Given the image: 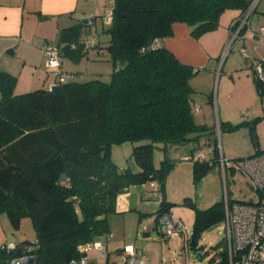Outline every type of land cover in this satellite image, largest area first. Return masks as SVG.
<instances>
[{
    "label": "trees",
    "instance_id": "obj_1",
    "mask_svg": "<svg viewBox=\"0 0 264 264\" xmlns=\"http://www.w3.org/2000/svg\"><path fill=\"white\" fill-rule=\"evenodd\" d=\"M247 5V0H112L108 39L99 43L113 66L109 80L78 81L69 74L51 88L15 93L16 77L0 73V213L15 226L28 216L35 229L32 241H18L11 250L0 245V264H9L30 243L40 264L77 262L85 254L79 245L110 232L108 216L130 185L152 180L163 185L175 162L165 156L156 167L155 147L191 143L194 153L199 133L210 129L193 117L190 79L196 70L157 41L170 36L176 22L186 23L197 38L216 29L224 11ZM84 26L61 29L56 45L62 60L81 53ZM254 77L261 91L264 81ZM125 141L134 144L135 169L112 160V144ZM214 154L218 158L217 147ZM198 160L195 183L212 164ZM225 201L233 202L226 197L198 209L184 198L182 205L194 209L189 247L196 253L201 232L223 221ZM169 208L161 201L157 229L159 215ZM210 261L226 264V248L219 261Z\"/></svg>",
    "mask_w": 264,
    "mask_h": 264
},
{
    "label": "rangeland",
    "instance_id": "obj_2",
    "mask_svg": "<svg viewBox=\"0 0 264 264\" xmlns=\"http://www.w3.org/2000/svg\"><path fill=\"white\" fill-rule=\"evenodd\" d=\"M105 17L104 13L102 16L99 15L94 24L101 42L108 38L105 28L108 27L109 22ZM252 20L256 27L264 26V0H261ZM241 47L247 50V55L240 52ZM94 54H97L96 48L90 49V56ZM254 57L257 60L264 59V45H256L251 35L238 39L224 57L221 53L209 87L205 85L203 92L193 95L194 120L210 129L199 133L194 153L188 152L189 155H193V159H189L188 156L184 159L178 158L177 169L167 177L166 187L167 191L174 194L173 197L180 195L177 202H174V214L180 216L189 238L194 209L182 205L184 198L192 201L198 209L208 208L226 197L233 201H257L259 198L253 180L242 168L245 158L253 155L257 149L264 150V88L261 91L258 89L252 72ZM98 58L95 63H85V61L81 63L83 70L81 78H77L78 81H86L94 77L109 80L111 62L106 60L108 58L106 50L99 53ZM69 64L70 61L66 60L64 68L76 72L75 66L68 68ZM95 67L99 71V76L91 74ZM196 107L200 109L195 110ZM226 121L235 128H228V125L223 123ZM133 145L130 141L112 144L110 150L112 160L122 168L135 169L136 165L131 155ZM215 147L220 150L227 162L224 173L219 156L216 158L214 154ZM154 155L155 166L159 167L164 158V151L155 147ZM202 155L206 163L212 164L199 177L198 183H195L193 162ZM148 211H150L148 216L154 215L153 211ZM151 220V218L143 220L140 230ZM117 225L120 228V225ZM224 232L223 221L202 231L196 240L195 248H199V253H196L180 234L167 237L152 231L149 252H144L146 256L152 257L153 264H211L210 259L216 262L221 259V252L225 249ZM24 239L30 241L35 239V229L31 219L24 216L18 226H15L8 214L1 212L0 245L17 243ZM143 240V236L139 235L136 241L134 239L132 241L137 246L143 247Z\"/></svg>",
    "mask_w": 264,
    "mask_h": 264
},
{
    "label": "crops",
    "instance_id": "obj_3",
    "mask_svg": "<svg viewBox=\"0 0 264 264\" xmlns=\"http://www.w3.org/2000/svg\"><path fill=\"white\" fill-rule=\"evenodd\" d=\"M111 6L112 0H0V73L6 72L16 77L15 93L46 87L53 78L45 65L43 45L48 41L57 44L61 29L81 22L86 25L82 33L83 49L79 55L63 57L62 60V69L70 74L71 79L81 78V63H95L98 61V51L105 50L99 49L101 40L94 24L99 15L111 14ZM238 13L237 9L224 11L219 18L218 27L197 38L190 34L186 23L176 22L172 25L170 36L158 39L159 45L170 50L180 62L196 70L190 79L194 93L203 92V86L209 87L211 84L216 64L228 38V25ZM85 17L87 22L82 21ZM92 48H96L97 54L91 57ZM66 60L70 61L68 68L75 66L76 72L64 68ZM110 67L112 70V64ZM98 72L96 68L91 74L99 76ZM190 144L162 149L164 157L168 156L175 162L167 177L177 169L178 158H187L191 150ZM154 156L153 152V161ZM167 177L163 185L155 180L147 181L131 186L116 198L115 211L108 216L111 238L107 239L104 234L96 238L106 248V256H99L96 250L87 249L86 264H117L121 252L127 247L140 249L147 264H153L152 257L146 256L144 251L149 252L151 232L161 234L157 229L156 218L160 203L163 201L175 211L173 204L180 196L173 197L174 194L167 191ZM148 210L153 211L154 215L148 216ZM146 218L152 220L140 230V225ZM139 235L144 238L143 247L134 243ZM180 235L184 241H188L189 237L185 232Z\"/></svg>",
    "mask_w": 264,
    "mask_h": 264
},
{
    "label": "built area",
    "instance_id": "obj_4",
    "mask_svg": "<svg viewBox=\"0 0 264 264\" xmlns=\"http://www.w3.org/2000/svg\"><path fill=\"white\" fill-rule=\"evenodd\" d=\"M247 8L239 11L228 25V38L222 51L224 57L238 39H243L248 35L256 45H264V26L256 27L252 18L257 12L261 0H247ZM252 17V18H251ZM110 22L111 14L105 17ZM243 31V32H242ZM242 32V33H241ZM45 65L52 75L53 80L48 83L52 87L54 82L64 81L69 77V73L62 69V58L59 47L51 41L43 45ZM240 52L247 55V50L241 47ZM252 62L254 76L264 81V60ZM195 110H198L196 107ZM200 161L204 156L198 157ZM219 161L224 173L226 160L219 150ZM242 168L249 174L259 192L257 201H225L224 206V240L227 250L226 264H264V150L248 156L243 160ZM130 185L126 190H128ZM158 230L161 234L170 237L176 234H184L183 222L175 216L173 207L163 211L158 217ZM107 239L111 238V233L104 234ZM8 250L16 247L15 242L4 245ZM79 251L85 252L87 249H94L99 256H106V248L99 240L79 245ZM32 243L27 244L23 253L10 259L9 264H40L34 254ZM71 264H86L87 258L84 255L76 262L71 260ZM117 264H147V261L140 249L134 247L125 248L119 257Z\"/></svg>",
    "mask_w": 264,
    "mask_h": 264
},
{
    "label": "water",
    "instance_id": "obj_5",
    "mask_svg": "<svg viewBox=\"0 0 264 264\" xmlns=\"http://www.w3.org/2000/svg\"><path fill=\"white\" fill-rule=\"evenodd\" d=\"M82 21H83V22H87V21H88V19H86V18H83V20H82ZM193 244H194V241H193L192 237H190L189 246L191 247V246H193Z\"/></svg>",
    "mask_w": 264,
    "mask_h": 264
}]
</instances>
